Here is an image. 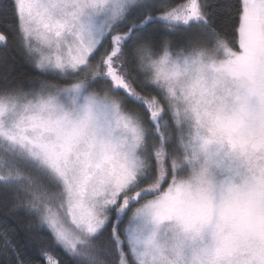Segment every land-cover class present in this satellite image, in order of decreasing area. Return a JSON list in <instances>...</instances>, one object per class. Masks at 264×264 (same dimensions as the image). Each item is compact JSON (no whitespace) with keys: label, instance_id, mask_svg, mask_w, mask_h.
<instances>
[{"label":"snow or ice","instance_id":"obj_1","mask_svg":"<svg viewBox=\"0 0 264 264\" xmlns=\"http://www.w3.org/2000/svg\"><path fill=\"white\" fill-rule=\"evenodd\" d=\"M0 46V264H264V0H0Z\"/></svg>","mask_w":264,"mask_h":264},{"label":"trees","instance_id":"obj_2","mask_svg":"<svg viewBox=\"0 0 264 264\" xmlns=\"http://www.w3.org/2000/svg\"><path fill=\"white\" fill-rule=\"evenodd\" d=\"M228 0H220V3H227ZM228 13L227 12H222L221 16H227ZM8 51H11V45H9V49H7ZM6 49L3 48L2 46H0V54H2L3 52H5ZM13 55L15 54L14 52L12 53ZM17 61H20V57L17 56ZM11 209V205H9V209H5L3 207H0V225H3L4 222L7 223V226L9 228H17L19 235L17 236V239L20 240L21 246L23 247L25 253H26V257L27 256H31L35 253V248L33 247V245L31 243H26L25 240L23 239V237L25 236V233L20 231L17 227V220L15 218V214H10L9 210Z\"/></svg>","mask_w":264,"mask_h":264}]
</instances>
